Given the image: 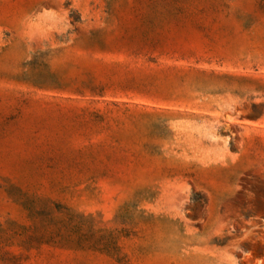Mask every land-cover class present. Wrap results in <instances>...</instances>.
Wrapping results in <instances>:
<instances>
[{"label":"rangeland","instance_id":"374dc122","mask_svg":"<svg viewBox=\"0 0 264 264\" xmlns=\"http://www.w3.org/2000/svg\"><path fill=\"white\" fill-rule=\"evenodd\" d=\"M0 264H264V0H0Z\"/></svg>","mask_w":264,"mask_h":264}]
</instances>
